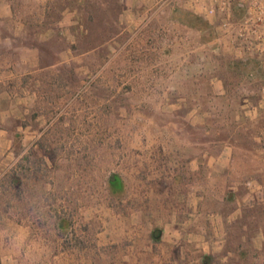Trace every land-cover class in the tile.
I'll return each mask as SVG.
<instances>
[{
    "label": "rangeland",
    "instance_id": "1",
    "mask_svg": "<svg viewBox=\"0 0 264 264\" xmlns=\"http://www.w3.org/2000/svg\"><path fill=\"white\" fill-rule=\"evenodd\" d=\"M117 1L23 8L71 27L40 45V69L58 53L64 63L10 79L16 93H35L33 107L0 102V264H169L173 248L153 234L175 218L189 231L199 225L207 255L198 264H264V109L251 107L263 71L232 68L213 30L181 15L156 23L149 49L123 33ZM183 42L190 60L200 49L191 75ZM192 74L204 75L202 98L192 96ZM213 76L227 96L209 97ZM228 138L237 143L231 168L221 177L208 163L197 169ZM112 174L122 178L116 189Z\"/></svg>",
    "mask_w": 264,
    "mask_h": 264
},
{
    "label": "crops",
    "instance_id": "2",
    "mask_svg": "<svg viewBox=\"0 0 264 264\" xmlns=\"http://www.w3.org/2000/svg\"><path fill=\"white\" fill-rule=\"evenodd\" d=\"M27 1L21 0L19 7L18 3L16 4L13 0H0V102L8 99L10 104L12 99L21 100L27 108H31L33 106L30 102L35 93H31L30 90L27 91V87L25 86L19 87L18 90L20 91L16 93V89L9 86L10 79L13 76L18 79L27 75L25 73L35 75L40 70L54 68L64 63L61 54L58 53V61L55 59L49 66H43V69H40L42 67L40 66V45L47 40L55 38L60 32L70 31L68 28H63L70 24L61 21L56 25L50 23L49 27L45 22L46 18L49 17V12L24 10V6L27 7ZM105 1L107 4L110 2V0ZM184 1L174 0L162 3L155 0H118L119 11L117 19L124 25L123 33L130 35L132 33L133 40L135 42L139 40L137 43L142 45H145L146 39V42L148 41L149 43L146 47L152 49V47H155L154 40L158 32L156 23L160 19L169 20L175 18V8L185 9ZM30 35H34L32 43L29 41ZM173 44H170L169 47H174ZM181 46L187 52L184 60L185 63L183 62L182 67L186 68L187 73L191 75L193 67L200 66V61L202 60L200 58V49L196 50L198 51L197 56H193L194 59L190 60V54L195 52L193 47H191L189 42H183ZM24 70L28 72H23ZM194 75L196 76L192 74L195 77L194 83L197 85V88L192 89V96L194 98H202L204 95L202 78L204 75ZM212 78L209 97L216 99V97L227 96L230 91L224 79L217 76H213ZM12 104L13 101H11V106ZM214 110L216 112L213 111V113L221 114V110L218 111L217 108ZM194 113L201 114V107L195 109ZM203 114L204 116H208L212 113L204 112ZM218 143H221L219 144L222 147L221 152L209 156L204 153L203 157H206V160L203 161V158L195 157L190 162L194 163L197 158L201 164V167L197 168L199 170L201 168L205 169L202 165L204 166L208 163L209 169H206L212 174V177H221L231 168L234 161V151L237 146V143L232 138L223 139ZM159 225L161 226V224ZM188 226L187 222L175 218L162 224V230L153 231V238L158 242L171 246L174 254H176L171 255L170 261H168L169 264H198L201 254L205 253L207 255V249L205 248L207 241L198 232L199 225L196 232L193 230L189 231ZM189 248L192 249L190 250Z\"/></svg>",
    "mask_w": 264,
    "mask_h": 264
},
{
    "label": "built area",
    "instance_id": "3",
    "mask_svg": "<svg viewBox=\"0 0 264 264\" xmlns=\"http://www.w3.org/2000/svg\"><path fill=\"white\" fill-rule=\"evenodd\" d=\"M184 8L215 22V51L230 52L236 60L254 61L264 73V0H185ZM251 107L254 111L264 109V79L259 104Z\"/></svg>",
    "mask_w": 264,
    "mask_h": 264
},
{
    "label": "trees",
    "instance_id": "4",
    "mask_svg": "<svg viewBox=\"0 0 264 264\" xmlns=\"http://www.w3.org/2000/svg\"><path fill=\"white\" fill-rule=\"evenodd\" d=\"M182 16V18H186V20H183V22L185 23H189V24H195L196 22L198 23H204L206 26H208L210 29L213 30V34H214V38H213V46L216 47L217 46V34H216V31L214 30L213 26H211V24L206 21L203 17L195 14V13H192V12H189V11H186V10H182L181 8H175V17H179V16ZM231 67L234 68V67H238L240 69H245L246 67H249L251 65L254 66L253 69H258L257 70V73L259 71V65L258 63L254 62V61H250V60H232L231 62ZM256 72H249L247 73V76L250 77L252 79V77H255L257 75V73L255 74ZM216 98H219V97H216ZM119 180H122V178L119 176V174H112L108 180L109 184L111 187H113L114 189H116L114 186L117 185L118 186V182ZM5 181V180H4ZM60 228L64 227L63 229L68 228V226L71 225L70 221H67L65 218H60Z\"/></svg>",
    "mask_w": 264,
    "mask_h": 264
}]
</instances>
